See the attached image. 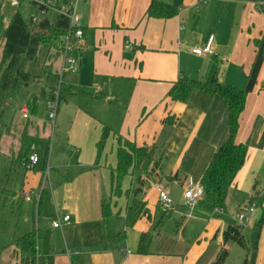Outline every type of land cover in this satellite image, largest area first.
Here are the masks:
<instances>
[{"label": "crops", "instance_id": "1", "mask_svg": "<svg viewBox=\"0 0 264 264\" xmlns=\"http://www.w3.org/2000/svg\"><path fill=\"white\" fill-rule=\"evenodd\" d=\"M154 1L172 5L178 15L168 20L145 18ZM80 2L85 42L75 53L78 88L89 81L104 82L96 90L99 98L104 86L115 84L117 96L115 101L107 96L105 100L90 98L87 102L88 98H83L72 103L78 93L70 89L73 81L65 93L60 90L65 106L57 121L60 119L62 129H67V142L54 147L47 161L49 185L41 212L36 213L41 223V253L53 256L54 264H195L190 259L195 241L185 236L188 226L204 222L198 238L209 242L214 236L223 247L228 222L217 218L220 212L210 216L202 202L191 214L184 194L188 187L201 186L213 155L229 137L228 105L219 95L203 90H194L185 103L172 101L169 92L186 76L205 82L217 79L247 93L237 142L249 144L248 156L230 189L225 212L230 218L258 198L262 207L256 209L246 228L252 230L264 210V5L227 0ZM212 36L215 56L192 53L193 49H203ZM46 66L52 69L54 65L50 62ZM37 124L47 135L46 125ZM105 126L137 146L156 147L161 166L155 181L144 178L145 183L139 185L136 178L127 177L122 195L112 194V169L117 166L114 137L95 167ZM27 133L35 136L29 128ZM43 135L40 137L45 140ZM40 156L35 168L15 172L23 179L13 195L20 208L24 203L32 204L33 215L37 204L34 196L39 194L46 169L44 156ZM156 184L165 188L174 202L162 227L158 224L167 213L159 202ZM28 196H33L32 202L26 201ZM105 201L111 203L114 229L125 238V247L120 250L111 245L104 231ZM142 209L146 215L134 220ZM60 213L71 215L72 223L55 229L53 223ZM35 225L23 235L32 232ZM146 233L152 234L153 240L150 252L143 255L138 249ZM12 249L13 264H17L19 258ZM257 264H264V227Z\"/></svg>", "mask_w": 264, "mask_h": 264}, {"label": "trees", "instance_id": "2", "mask_svg": "<svg viewBox=\"0 0 264 264\" xmlns=\"http://www.w3.org/2000/svg\"><path fill=\"white\" fill-rule=\"evenodd\" d=\"M59 1L70 4L72 0ZM227 1L253 2L264 5V0ZM178 13V10L172 5L161 1H154L146 11L145 18L168 20L176 17ZM68 30V20L63 17L58 18L56 22L43 20L37 24L32 22L31 19L27 21L21 11H17L11 23L6 25L4 17L0 13V38L4 41L2 61L0 64V125H3L2 118L5 113V108L14 94L30 85L38 84V76L31 73L29 67L31 63L37 60L42 46L52 45L54 46L52 48H56L62 54L63 38L67 35ZM48 68L50 70L49 72H51L50 66H46L44 69L47 71ZM194 90H203L211 95H219L228 105L229 137L213 155L201 180V186L204 190L203 208L210 213L217 211L225 212L227 210V199L230 189L239 171L245 165L248 156L249 144L237 142V136L241 126V117L245 111L247 93L241 89L224 86L217 79H213L211 82H205L190 79L185 76L172 86L169 97L174 102L185 103ZM52 91L55 92V88ZM61 98L62 94L60 92ZM27 106L29 115H36L38 111V99L34 97ZM23 136L24 139L21 141L18 156L16 155L17 157L14 159H6L10 161L9 176L15 174L18 168L27 170L31 155L40 153L42 138L29 135L27 130ZM110 137H114L117 144V166L115 169H112V191L116 183V189L119 194L115 195L113 192V195L117 197L122 195L123 182L127 177L135 178L133 172H145L147 174V180L155 181L156 174L161 166L156 147L137 146L134 142L115 133L108 126L103 128L102 136L97 146L98 156L95 167ZM125 139L128 140L126 141V148L121 146V140ZM43 160L45 168L47 169L48 158H43ZM51 173L53 176L52 171ZM178 175L174 176L173 179H177ZM137 181L139 185L145 183V179L142 176H139ZM43 196L44 193L41 196L39 204H37L39 205L37 214L41 212ZM252 204H255L257 208L262 207V201L258 198L251 199L247 205ZM102 208L105 234L111 245L116 250H120L125 247V238L122 233L117 232L113 227L111 203L105 201ZM166 213L161 220V224H158L160 227L164 225L169 217V212ZM142 215H146L143 209L135 214L134 220H137ZM157 226L156 229H159ZM263 227L264 210L262 217L251 230L250 240L247 241L244 228L229 218L228 227L223 234V247L217 259L212 264H225L227 262L229 258L227 246L232 243L238 244L245 249L246 256L242 264H257V254ZM152 240V234H143L138 253L143 255L148 254ZM11 246L15 248V253L19 258V263L17 264H54L53 256H45L41 253L40 230L36 227L30 233L13 238Z\"/></svg>", "mask_w": 264, "mask_h": 264}, {"label": "rangeland", "instance_id": "3", "mask_svg": "<svg viewBox=\"0 0 264 264\" xmlns=\"http://www.w3.org/2000/svg\"><path fill=\"white\" fill-rule=\"evenodd\" d=\"M82 2V1H81ZM79 7V13L81 11V3ZM64 3V2H62ZM1 13L4 17L5 24L8 25L11 23L15 13L17 11H21L24 18L29 21L34 15H37L38 12L34 8H30V5L27 3H23L20 8L13 7L10 5L9 0H1ZM49 20L51 22H56L57 15L54 12H50ZM3 46L4 41L0 38V64L2 61L3 55ZM52 45H43L41 48V52L38 55V58L35 62L30 64L29 70L34 75L38 76V84L30 85L26 88H23L21 91L14 94L12 99L8 102L7 107L5 108V113L3 115L2 121L3 125H0V146L5 147L0 151V264H13L15 261L13 254V247L11 246V242L14 237H20L24 233H26L25 229H28L30 226H33L35 222L36 228L41 227V223L38 221L37 217V208L35 215H33V205L24 203L21 208L19 207L20 201L16 199L13 195L14 192H18V189L21 184V180L23 176H16V173L9 176L10 166L9 163L5 161V157L3 152L6 153L7 157L14 159L18 156L19 147L21 146V141L24 139V132L29 128V131L33 133V135L40 137V134L43 135V130L38 126L37 123H41L46 125V134L43 135L46 137L45 140H41L40 154L44 156V158H48L52 156V152L54 147L57 145L65 144L67 138V129L66 131L62 129L60 125V119L56 123L50 121L48 117V110L46 107V100L50 94V91L62 90L65 93L67 85L72 82L74 85L70 86L71 91H78L72 97V103L76 101H81L83 98H88V100L93 99H106L113 97L116 100L115 95L117 96V85L110 84L108 86H104L103 96L98 98L97 89L98 87H102L104 82L99 84H95L94 82L89 81L87 84H82V88L79 87V76L74 73H66L62 75L60 64L63 60L61 52H58L56 48H52ZM76 57V54H74ZM50 62L53 63V68L51 72H49V68L44 69L47 64ZM56 71H59L58 73ZM43 75V76H42ZM101 81V80H100ZM108 89V90H107ZM116 91V93H114ZM80 92H83L80 94ZM54 92H52L51 97ZM38 99V111L36 115L30 114L29 119H24L22 115V108L27 106L29 102L33 100V98ZM84 105L85 103L82 102ZM79 105V104H77ZM65 106L64 97H62L59 101V110L57 113V118H59L60 109L63 110ZM7 127H5V126ZM4 126V127H3ZM39 128V130L37 129ZM45 133V132H44ZM126 141L121 140V146L126 148ZM11 150V151H10ZM48 152V154H47ZM17 155V156H16ZM46 172V171H45ZM134 177L136 178V183H138L137 178L142 176V178H147V174L145 172L140 173L133 172ZM116 177V175H114ZM114 177V178H115ZM45 179V178H44ZM49 183V182H48ZM47 186L48 187V184ZM115 195L119 194L115 188L112 191ZM180 197V196H179ZM197 208V207H196ZM198 210V209H197ZM202 213V210L198 211ZM217 213V212H216ZM205 214V212H204ZM212 216V213H209ZM35 216V217H34ZM196 216V214H195ZM218 219H225L226 222H229V217L226 212H220L216 214ZM203 223H192L188 226L185 231V236L190 237L192 241H195L193 251L190 254L191 262L195 264H212L218 257V254L221 250V246H219L218 240H213L214 236H211L209 242H205V237L198 238L202 234V230L204 228ZM244 234L246 236L247 241L250 240L251 230L244 229ZM197 238V240H196ZM229 251V258L225 264H242L245 258V249L239 246L238 244L232 243L230 247L227 248Z\"/></svg>", "mask_w": 264, "mask_h": 264}, {"label": "built area", "instance_id": "4", "mask_svg": "<svg viewBox=\"0 0 264 264\" xmlns=\"http://www.w3.org/2000/svg\"><path fill=\"white\" fill-rule=\"evenodd\" d=\"M1 1V0H0ZM10 5L13 7L20 8L21 5L25 2L30 5V8L37 10L38 14L34 15L31 20L34 23H40L43 20H49L50 12H54L58 18L63 17L68 20L69 30L67 35L63 38V65L61 68L62 75L66 73H75L79 70V63L77 57L74 54L79 51L81 46L85 42V32L79 16V2L80 0H72L70 4L62 3L59 0H9ZM1 13V6H0ZM57 18V19H58ZM214 40L212 36L209 38L206 46L203 49H193L192 53L196 56H215L216 52L214 49ZM129 48V46H126ZM59 101H60V90H55L53 96L49 97L46 100V107L48 110V117L51 122L56 123L57 113L59 110ZM22 115L24 119H29V109L28 106L22 108ZM40 163V156L37 153H34L30 157L27 169L31 170L35 168ZM44 181L40 185L39 194L34 196L36 198L37 204L41 199L42 194L46 191L47 183L50 179V171L47 167L44 174ZM155 188L158 191L159 202L166 212H171L174 208V202L171 198L169 192L160 186L159 184L155 185ZM186 200V206L192 214L196 207L203 201L204 190L202 186H191L188 187L184 194ZM27 202L33 201V196L26 197ZM257 207L255 204L242 206L239 211L233 215L231 220L243 227L247 228L251 223V218L253 217ZM218 212V211H217ZM72 223V217L69 214L60 213L57 217V220L53 223L55 229H61L64 225H70Z\"/></svg>", "mask_w": 264, "mask_h": 264}]
</instances>
